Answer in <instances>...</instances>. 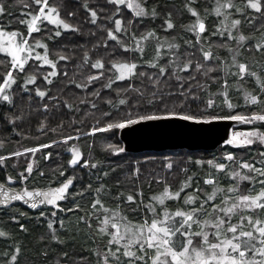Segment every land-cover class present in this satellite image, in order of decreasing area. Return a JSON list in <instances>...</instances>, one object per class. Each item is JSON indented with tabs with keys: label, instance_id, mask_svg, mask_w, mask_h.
I'll return each instance as SVG.
<instances>
[{
	"label": "snow or ice",
	"instance_id": "6c2138e0",
	"mask_svg": "<svg viewBox=\"0 0 264 264\" xmlns=\"http://www.w3.org/2000/svg\"><path fill=\"white\" fill-rule=\"evenodd\" d=\"M33 2L38 7L26 13L30 19L20 21L27 25V35L18 30L7 32L9 43L5 45L3 42L5 32L0 28V52L10 57V62L0 60V65H4L5 68L3 76H0V102H6L8 105H14L13 85L17 83L18 72L25 71V65L29 60L38 61L40 64L34 71L25 74L23 91H32L27 86L35 84L38 78L37 73L44 66L51 69V71H45L43 75L47 84H53L52 78L60 75L57 70L58 60L50 58L49 44L32 36L34 32L41 31L45 21L56 26L55 37H60L63 31L82 33L78 23H72L61 15V6L50 3V0H33ZM104 3L112 7L101 6L99 0L96 6H90L89 0H83L82 4V7L90 14L86 17L88 22L106 33V38L98 44H103L107 48L109 41H115L125 52L139 53V59L134 56L131 60H109L107 63H110L112 67L106 69L104 58H96L92 62L89 51L84 52V63L90 64L91 68L99 71L95 75L82 73L80 82L75 80L69 82L76 83V87L86 90V96L79 99V104L90 105L91 109L100 113L99 117L95 112L85 113V115H91L94 120L90 132L84 133L85 135L124 130L144 122L182 121L196 125H210L227 120L244 123L264 122V25L254 28V31L260 32L259 38L253 34L245 35L242 31L244 23L252 25L255 20V16L248 12V9L260 13L261 18H264V0H239V2L214 0V7L205 8L203 15L195 6V0H187L184 7L195 17V20L181 27L193 33L194 40L184 39L183 44L195 48L200 54L198 57L196 53L187 50L181 53L182 45L176 42L177 36L161 37L155 28H146L143 32L137 29V24H142L145 19H155L161 15L157 10L158 4L149 6L147 0H104ZM27 7L31 8V5ZM124 9L131 10V17L126 16ZM8 11L6 4L0 0V14ZM213 13L218 19L214 27L206 23L207 17ZM237 13L239 18H235ZM75 15V11L68 12V16ZM102 20L108 21L109 24L98 23ZM162 27L165 31L177 28L171 11L164 15ZM52 31L53 29H49V32ZM214 36L223 39L215 43L211 40ZM16 37L19 39H15ZM51 38L49 36V39ZM30 40L34 41L35 47ZM128 40H131V43H128ZM149 40L154 42V54L152 58L145 60V46ZM95 47L97 45H93V48ZM35 48H42L43 52H37ZM218 49H226L227 55L221 56ZM252 50L261 54V61L249 63L248 54ZM57 56L59 60L71 59L63 53H57ZM144 64L156 71L151 73L141 71L140 66ZM257 66L260 68L259 72ZM112 69H115L113 75L106 78L107 82L102 83L101 89L89 90V85L99 81L101 77H104L105 71ZM221 71L222 77L212 75ZM13 72H17V75H13ZM63 75L67 77L69 74L64 71ZM166 76L168 79L174 77L181 82L178 92H165L164 88L168 83V80L164 79ZM232 77L235 78L238 89L243 87L241 81L255 78L261 95H253L247 89L244 91L246 102L250 101L256 105V110L250 114H237L233 111L237 105L229 96L231 86L229 78ZM138 78L142 82L146 79L153 86L152 89L136 87L134 83L113 89L116 81L132 82ZM221 80L220 89L216 93L211 92L210 81L219 83ZM185 84L188 85L186 88ZM194 87L196 91L193 90ZM103 88L115 91L116 97L102 95ZM201 89L205 93L204 96L200 94ZM34 91L42 100L48 95V92L39 86L35 87ZM88 95L94 99H87ZM166 96H176V99L168 100ZM218 96L222 97L219 104ZM49 99L57 100L58 98L52 96ZM63 104L69 110H79L78 105L68 99H64ZM101 104L106 105L107 109L101 108ZM194 104L195 107H193ZM224 106L228 111H224ZM42 107L47 111L50 106L48 103H43ZM217 108L220 110L217 111ZM15 119L11 122L15 123ZM45 127L46 125L42 123L39 130L43 132ZM76 132L75 137L72 135L63 137L64 143L73 139L78 140L80 129H76ZM241 136L243 139H238ZM257 140L264 143V132H260L259 129L246 134L234 133L233 138L225 143L239 147L252 145ZM3 143L0 141V147H3ZM58 143L57 140H52L50 144L42 143L38 148H49ZM109 147L112 146L109 145ZM38 148H24L23 151L35 154ZM69 150L72 158L68 163L75 167L81 161L83 154L75 145H70ZM116 150L123 151L122 148ZM10 155L18 157L21 152L18 150L11 152ZM45 155L50 157L52 153ZM259 155L262 157L261 167H256L254 162L243 158L237 160L235 154L231 152H227L224 156V159L230 162L227 164L216 159L195 161L201 166L207 164L217 172L230 177L235 183H230L226 188L222 187L215 175L210 172L204 183L212 185L211 191L197 187L196 193H203V197L198 194L185 195L183 205H178L174 210L167 205L166 201L169 199L179 201L181 193L184 192L185 187L189 186L192 177L189 176L178 190H173L170 185L165 184L163 190L153 195L144 205L145 213L150 212L152 215L150 218L145 215L142 222H134L123 215L119 205L115 208L106 206L100 198L103 185L101 188L93 189V186L88 184L86 189L70 193L68 190L76 179L74 176L66 177L59 186H49L46 190L39 187L29 190L25 186L22 190L16 191L13 188H6L5 183H0V194L5 197L0 200V204L8 205L10 201L15 200L24 203L31 201L30 206L36 208L37 197H39V204L52 205L67 212L82 209L83 206L75 201V196H83L85 191H95L97 195L91 202V211L79 216L78 220L83 221L91 230L92 220L95 218L99 228L97 234L107 237L103 249L100 246L95 249L96 264H264V152ZM5 159L6 157L0 156V162ZM83 163L85 166L96 167L99 162L92 163L90 160H84ZM167 168H173V164L168 163ZM184 171L187 172V169ZM25 172L28 175H25ZM25 172H20L18 176L9 175L7 181L10 183H15L17 180L22 183L28 181L33 172L31 163L27 165ZM136 172L138 174L139 169ZM39 175L43 176L44 173L39 172ZM60 175H64L63 170ZM104 175L107 176L108 173L105 172ZM242 181L251 182L253 187L242 188L240 183ZM256 184L260 185L259 189L254 187ZM69 196L73 197L72 208L58 203L67 200ZM140 197L138 202L137 197L132 194H128L126 199L128 202L143 204L142 190ZM184 205L194 206L186 208ZM135 210L137 209L134 208L133 211ZM24 215L26 214L20 213V216ZM44 215L45 212L41 211L40 216ZM56 215L55 211L51 213L53 217ZM11 219L19 223V217L16 215H13ZM54 223L56 221L48 220L50 238L61 242L53 227ZM59 223L62 228L65 227L63 220ZM19 227L23 231L28 230L22 223H19ZM10 235L9 232L0 231V237L8 238ZM21 251V247L17 244L11 254L10 264H18ZM4 254L8 255L7 252ZM64 256H67V253H64Z\"/></svg>",
	"mask_w": 264,
	"mask_h": 264
},
{
	"label": "trees",
	"instance_id": "16d2710c",
	"mask_svg": "<svg viewBox=\"0 0 264 264\" xmlns=\"http://www.w3.org/2000/svg\"><path fill=\"white\" fill-rule=\"evenodd\" d=\"M8 7L9 11L5 14H0V28L7 31H19L27 35V25L21 23V20L30 19L26 13L38 6L34 5L33 0H2ZM98 0H89L90 6H96ZM187 0H147L149 6L154 3L158 4V11L160 16L155 19H145L142 24H137V29L143 32L146 28H155L161 37L168 36L169 38L177 36L178 43H181V53L185 50L188 52L196 53L197 57L200 55L195 48H190L188 45L183 44L184 39L194 40V34L188 32L181 25L189 24L195 20V17L184 7ZM239 2V0H236ZM50 3H56L61 6V15L66 17L72 23H78L82 29V33H75L71 31H63L60 37L54 36L55 25L44 22L39 33L34 32L33 37L42 39L49 44L50 58L58 60L57 70L60 72L58 77H54L53 84L49 85L43 79L45 71H51L48 66H44L39 73H37V80L35 84H29L27 87L32 89L31 92L23 91L24 77L28 72L34 71L39 66L40 62L29 60L25 65L24 72H18V79L16 85H13L14 90V105H8L6 102H0V141H3V147H0V156L6 157L3 164L0 163V182L4 183L7 176H18L20 172H25L26 162L20 160V165L16 164L17 159L10 155L11 152H23L24 148L37 147L42 144H50L52 140H57L58 144H53L49 148H41L38 156V163L36 162V169L33 170L29 176V180L25 183L15 182L14 187L24 188L27 186L29 189L34 188H47L49 186L55 187L66 177L74 176L72 186L69 192H80L81 189H86L88 184L93 186V189L101 188L100 198L106 206L115 208L117 205L123 210V215L127 216L132 221H143L145 215L151 217V213H145L144 205H146L153 195L159 194L165 184L171 186L173 190H178L181 184L190 176L192 180L189 186L185 187L184 192L181 193L179 201L169 199L166 201L167 205L174 210L178 205H183V198L188 194H198L203 197V193H196V188L206 189L211 191L212 185L204 183L205 178L211 172L215 175L217 182L222 187H227L230 183H235L230 177L225 176L221 172L210 168L207 164L201 166L195 161L209 159H216L219 162L230 163L224 159L227 152L234 153L237 160L243 158L244 160L252 161L256 167H261L260 160L262 157L259 153L264 152V144L252 145L247 147L233 148L228 145L219 147L215 151L204 152L195 151L189 152L186 150L181 151H166V152H143L138 154H127L124 152L114 153L113 149H118L121 144L118 140V131L96 133L95 135H85L89 133L91 126L94 123L91 115H85L86 112H95L99 117L100 113L91 109L90 105L79 104V99L86 96V90L76 87V83H70V80L80 82L82 80L81 74L95 75L99 70L91 68L90 64H85L83 55L86 50L92 57V62L96 58H104L106 61L105 68L111 69V64L107 63L109 60H131L134 56L139 59V53L125 52L115 41H109V46L105 48L103 44H98L99 41L106 38V33L99 29L96 25L88 22L87 16L89 13L82 7L83 0H50ZM101 6L105 8L112 7L104 3V0H99ZM31 5V8L27 7ZM211 2L208 0H195V6L201 14H204V9H211ZM75 11V16H68V12ZM171 11L173 19L177 24L175 30L165 31L162 25L164 24V15ZM127 17H131V10L124 9ZM248 12L255 16L252 25L244 23L242 31L245 35L253 34L259 38L260 32L254 31V28H259L264 25L260 13L256 14L252 10ZM235 18H239V14H235ZM98 23L109 24L108 21H100ZM206 23L215 26L218 19L213 13L208 16ZM110 26V25H109ZM49 29H53L49 32ZM92 32L94 34L90 35ZM179 34V35H177ZM207 36V33L205 34ZM49 36L52 38L49 39ZM19 38V37H18ZM127 39V38H126ZM223 38L219 36L211 37L215 43H219ZM34 44V41L30 40ZM131 43V40H128ZM153 41L149 40L145 46L144 59L152 58L154 54ZM93 45L97 47L93 48ZM115 47V51H113ZM38 52H43L42 48ZM167 51V49H165ZM221 56L227 55L226 49H218ZM57 53H63L71 57L70 60H59ZM243 58V57H242ZM0 60L10 62L9 56L0 52ZM249 63L254 61H261V54L252 50L248 54ZM10 66V65H9ZM141 71L149 73L156 71V69L149 68L146 64L140 66ZM5 71L4 65H0V76H3ZM67 71L68 76L65 77L63 72ZM257 71H260L257 66ZM111 71H105L104 77L99 81L89 85L91 89H101L102 83L107 82V77L113 75ZM17 75V72H13ZM212 75L223 76V72L212 73ZM167 87L164 88L165 92L172 91L176 93L179 91L180 81L174 77L168 79ZM230 79L229 96L232 102L237 105L233 111L237 114H250L256 110V105L246 102L244 91L247 89L253 95H261L255 78H249L246 81H241L242 88H237L235 78ZM129 83H134L136 87L152 89V85L145 79L135 81H116L113 84V89L124 87ZM222 84V80L218 83L210 81V90L216 93ZM39 86L48 92V95L43 100L34 91L35 87ZM188 85L185 84V88ZM162 87H164L162 85ZM194 91L197 89L194 87ZM102 95H110L116 97V92L108 88H103ZM201 96L205 93L200 90ZM122 95H125L122 93ZM128 95H133L128 93ZM55 96L58 99L52 100L49 97ZM91 100L94 99L90 95L86 97ZM168 100L176 99V96L165 97ZM68 99L78 105L79 110H69L64 104L63 100ZM222 97H217V103H220ZM135 101L133 100V103ZM43 103L49 104V109L45 111L42 107ZM195 107V104L193 105ZM101 108L107 109V106L101 104ZM220 109L217 108V111ZM224 111H228L224 106ZM20 117V119H15ZM15 119V123L11 121ZM45 124L44 131L39 130L41 124ZM62 125V127H58ZM56 129V131H51ZM76 129H80L79 139L69 140L66 144L63 137L72 135L77 136ZM237 129L256 130L264 132V122H253L251 125L244 122L235 127ZM70 145H75L82 152L83 157L80 164L73 167L70 166L68 160V150ZM111 145L112 147H109ZM51 152L50 157L45 158V154ZM254 158V159H253ZM36 159V160H37ZM90 160L92 163H97L96 167L85 166L83 161ZM172 163L173 168L168 169L166 164ZM139 169L137 174L136 170ZM187 169V172L184 171ZM63 170L64 175L61 176L60 172ZM247 171V170H244ZM43 172L44 175H39ZM108 175L105 176L104 173ZM25 175H28L25 172ZM255 175V173H253ZM241 187H253L249 181H242ZM22 186V188H21ZM259 189L260 185L254 186ZM143 192V204L128 202L126 197L132 194L137 197V202L141 199L140 192ZM95 191H85L83 196H75V201L80 203L83 207L81 210L61 211L54 206L43 205L39 210L32 211L20 203H14L6 208H0V231L9 232L11 235L8 238L0 237V264H10L11 254L14 252L15 246L18 244L22 251L18 257V264H96L95 263V249L97 246H104L106 240L98 235L96 230V219L93 218V228L90 230L83 221L78 220L79 216H83L86 212L91 211V202L96 197ZM73 197L69 196L67 200L59 202L62 206L67 208L73 207ZM194 205H184V207H192ZM99 207V206H98ZM137 209L133 211V209ZM45 212L44 216H40V212ZM55 211L57 215L51 216ZM20 213L26 215L20 216ZM13 215L19 217V223L27 227V231H23L19 227V223L11 219ZM99 215V213H98ZM102 218V216H101ZM56 221L53 227L57 231L61 242L52 240L50 230L48 229V220ZM63 220L65 227H61L59 221ZM44 237V239H41ZM8 253L5 255L4 253ZM47 253V255H45ZM67 253V256H64Z\"/></svg>",
	"mask_w": 264,
	"mask_h": 264
},
{
	"label": "water",
	"instance_id": "95a60500",
	"mask_svg": "<svg viewBox=\"0 0 264 264\" xmlns=\"http://www.w3.org/2000/svg\"><path fill=\"white\" fill-rule=\"evenodd\" d=\"M242 123L231 120L217 121L210 125H196L182 121L144 122L119 130L118 140L122 145L123 152L127 154L181 150L211 152L221 146L228 145L225 141L231 139L232 130ZM6 188L11 187L6 185ZM4 198L0 194V200ZM39 199L37 197L36 208L30 206L31 201L24 203L20 200L10 201L8 205L0 204V208L20 203L28 209L36 211L43 206L38 203Z\"/></svg>",
	"mask_w": 264,
	"mask_h": 264
},
{
	"label": "rangeland",
	"instance_id": "374dc122",
	"mask_svg": "<svg viewBox=\"0 0 264 264\" xmlns=\"http://www.w3.org/2000/svg\"><path fill=\"white\" fill-rule=\"evenodd\" d=\"M208 1H210L211 2V4L213 5L214 4V0H208ZM211 5V6H212ZM249 11H251V9H249ZM254 13H256L254 10H252ZM256 14H259V13H256ZM263 20V22H264V18H262ZM45 22H47V21H45ZM248 24V23H247ZM26 30H27V27H26ZM4 32H5V36H4V38H3V42H4V44L5 45H7L8 43H9V37L7 36V32H10V31H7V30H4ZM36 38V37H35ZM15 39H19L18 37H16ZM34 47H35V45H33ZM35 51H39V49H37V48H35ZM2 54H5V55H7L6 53H3V52H1ZM8 56V55H7ZM10 58V57H9ZM113 71H115V69H113ZM250 102V101H249ZM251 103V102H250ZM245 124H249V125H251L252 123H245ZM250 131H254V130H247V129H237V130H235V129H233L232 130V132H231V139L233 138V134L234 133H248V132H250ZM238 139H243V137L241 136V137H238ZM121 144V143H120ZM262 144H264V143H261L260 141H256L254 144H252V145H262ZM252 145H248V146H252ZM228 146H230V147H233V148H239V147H247V146H236V145H231V144H228ZM120 148H122V145H121V147ZM40 149L41 148H38V151L35 153V154H33V153H25L24 151L23 152H21V155L20 156H14L15 157V159H17V161L18 162H16V164H18V165H20V163H19V161L20 160H23V161H28V162H26V164L28 165L29 163H31L32 165H33V170L34 169H36V162L38 163V156H39V152H40ZM113 152L114 153H119V152H123V151H117L116 149H113ZM68 155L70 156V159L72 158V153H71V151L70 150H68ZM48 156H45V158H47ZM37 159V160H36ZM69 159V160H70ZM68 160V161H69ZM1 164H3V162H0ZM80 164V162L78 163V165ZM71 166V165H70ZM166 167H167V164H166ZM26 168H27V166H26ZM16 182H19V181H16ZM4 183L7 185V186H9V187H11V188H13V189H15V190H21L20 189V187H14V184L15 183H10V182H8L7 181V178H5V180H4ZM22 183V182H21ZM23 183H25V182H23ZM60 184V183H59ZM59 184H57L55 187H57V186H59ZM23 187H25V186H23ZM21 188H22V186H21ZM48 188V187H47ZM47 188H43V189H47ZM23 189V188H22ZM59 202H62V201H59ZM58 202V203H59ZM45 206H50V205H45ZM97 223H96V226H95V228H96V230H98V232H99V228H98V221H96ZM100 237H102V240L104 239V240H107V237H105V236H101L100 235ZM102 249H103V246H102ZM96 260H97V257H95V263H96Z\"/></svg>",
	"mask_w": 264,
	"mask_h": 264
}]
</instances>
